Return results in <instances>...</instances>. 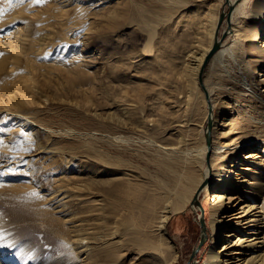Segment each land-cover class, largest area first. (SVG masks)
I'll return each instance as SVG.
<instances>
[{
    "label": "rangeland",
    "instance_id": "1",
    "mask_svg": "<svg viewBox=\"0 0 264 264\" xmlns=\"http://www.w3.org/2000/svg\"><path fill=\"white\" fill-rule=\"evenodd\" d=\"M227 1L0 0V69L13 59L11 45L34 43L31 54L21 53L20 65L32 75L33 115L41 117L49 128L46 155L4 178L0 170V191L10 193L0 195V236L4 237L0 243L16 242L15 248L0 247V254L11 256L0 259V264H13L26 255L29 264H40L57 254L56 248L48 247L69 229L46 194L61 190L79 195L110 192L93 186L94 193L79 190L85 169L128 171L143 193L153 192L166 180L155 144H173L184 138L189 147L207 146L210 109L203 83L215 88L213 97L218 102L222 86L238 75L239 62L224 55L217 72L204 70L202 83L187 52L196 39L210 40L208 30L215 17L219 23L222 14L219 38H224V47L233 44L235 37L227 28L235 7ZM239 20L241 17L235 22ZM42 35L48 37V43L39 47ZM241 48L237 44L234 51L240 54ZM4 85L9 87L10 81L0 73V89ZM240 118L246 130L256 124L242 114ZM17 135L20 140L28 139L15 147L17 152L35 153L36 139L22 129ZM200 162L181 164L179 170L199 178L211 166V152L207 150ZM12 190L16 195H11ZM194 194L196 206L195 196L188 207L174 212L168 223L169 236L179 250L174 264H200L211 245V197L203 190ZM72 209L77 211V205ZM202 219L208 237L199 247ZM20 249L23 254L17 257Z\"/></svg>",
    "mask_w": 264,
    "mask_h": 264
},
{
    "label": "bare ground",
    "instance_id": "2",
    "mask_svg": "<svg viewBox=\"0 0 264 264\" xmlns=\"http://www.w3.org/2000/svg\"><path fill=\"white\" fill-rule=\"evenodd\" d=\"M59 1L66 3L67 0ZM227 3L235 7L227 28L235 40L228 47L223 43V48L211 58L206 73L217 72L224 55L237 59L240 71L228 84L223 82L226 85L222 86L218 102L213 97L215 88L205 86L214 108L213 114L208 115L212 122L209 133L213 138L209 169L199 178L179 170L181 164L200 162L209 151L206 144L189 147L184 138L173 144L154 145L162 159L166 180L153 192L143 190V193L141 186L132 183L133 175L128 171L85 169L81 172L84 179L78 189L91 192L92 186L105 187L109 195H79L65 190L47 193L54 211L67 222L69 232L59 238L56 246L48 247L56 248L57 254L40 264H174L179 250L169 236L168 223L172 214L188 207L195 196L193 205L196 204L198 197L193 193L198 190L211 197V245L200 264H264V0L240 3L228 0ZM239 17L241 20L236 23ZM217 23L215 17L211 27L209 25L211 38L207 43L196 39L187 52L199 75L214 44ZM47 43L48 37L42 35L38 46ZM237 44L242 45L240 54L234 51ZM32 46L34 43L11 45L10 58L13 59L7 68L0 69L10 81L9 87L4 85L0 89V112L3 113L0 170L4 173L1 178L22 165L29 167L36 158L49 152L45 140L49 128L41 117L33 115L29 94L32 75L20 65L21 53L31 54ZM234 94L238 96L235 98ZM240 114L253 119L255 126L246 130L238 121ZM21 129L36 139L32 155L20 154L15 148L28 141L17 137ZM0 195L10 193L0 191ZM11 195L16 194L13 191ZM73 205H77V211L72 209ZM2 254L0 259L11 257ZM19 259L13 264H29V256Z\"/></svg>",
    "mask_w": 264,
    "mask_h": 264
},
{
    "label": "water",
    "instance_id": "3",
    "mask_svg": "<svg viewBox=\"0 0 264 264\" xmlns=\"http://www.w3.org/2000/svg\"><path fill=\"white\" fill-rule=\"evenodd\" d=\"M224 17H225V14H222L221 17H220V20H219V23H218V29H217V33H216V40L214 41V44H213V46L211 48V51L207 55V57L205 59V62L203 64V67H202V70H201V73H200L201 82L203 81L202 77H203V74H204V70L206 69V66L210 62L211 58L220 50L221 46L223 45L224 38L223 37L219 38L218 33H219L220 26H221V24H222V22L224 20ZM203 86H204L205 90L208 91L206 89L204 83H203ZM207 99H208L209 109H210L209 115L211 116L213 114V112H214V108H213V106H212V104L210 102L209 93L208 92H207ZM211 128H212V122H211V117H210V119H208V127H207V130H206L207 131L206 132V138H207V145H208L209 153H210V149H211V146H212V137H211V134L209 133ZM197 195H198V193H197ZM201 226H202V235H201V242H200L199 247L202 246V244L204 243V241L208 237L207 227H206V223H205L204 219H202V221H201ZM198 249L195 250L193 256L196 254Z\"/></svg>",
    "mask_w": 264,
    "mask_h": 264
},
{
    "label": "snow or ice",
    "instance_id": "4",
    "mask_svg": "<svg viewBox=\"0 0 264 264\" xmlns=\"http://www.w3.org/2000/svg\"><path fill=\"white\" fill-rule=\"evenodd\" d=\"M19 3H23V0H18ZM37 2L39 3L40 0H37ZM9 171H11V169H9ZM0 241H4V237L0 236ZM9 247V248H15L16 247V242L12 241V242H6V243H0V247ZM23 254V249H20V251H18L17 253H15V255L17 257L21 256Z\"/></svg>",
    "mask_w": 264,
    "mask_h": 264
}]
</instances>
